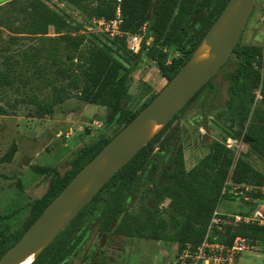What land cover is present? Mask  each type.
Here are the masks:
<instances>
[{
  "label": "trees",
  "instance_id": "obj_1",
  "mask_svg": "<svg viewBox=\"0 0 264 264\" xmlns=\"http://www.w3.org/2000/svg\"><path fill=\"white\" fill-rule=\"evenodd\" d=\"M66 1L92 19H113L120 6V28L125 33L138 32L148 23V32L154 35V42L147 55L169 82L191 57L229 0ZM193 18L199 21V27L186 37L184 29ZM0 25L19 33L10 37L11 43L29 35L41 41L39 45L24 50L22 59L6 55L7 68L0 69V95H5V87H10L17 94L18 102L35 104L40 117L53 113L55 107L67 99L78 97L85 103L110 106L107 126L119 125L113 135L100 136L85 147L73 167L61 178L52 180L49 190L37 201L23 227L15 232L2 233L1 258L78 171L160 91L151 95L139 108H127L125 100L132 83V69L125 61L130 62L132 56L142 54L128 50L125 35L109 38L107 44L97 43L78 32L68 15L53 10L44 0H8L0 4ZM51 26L55 36L49 35ZM118 40L124 53L120 56L114 54L113 48V42ZM177 51L181 54L172 55ZM234 56L235 67L226 74L230 96L228 105L217 115H212L215 121L221 122L220 127L228 131L227 135L207 142L208 152L187 169L183 143L177 150H172L166 160L161 152H151L168 124L115 174L31 264H69L70 256L81 249L85 235L92 231L95 217H102L100 231L107 235L115 226V234L177 244L176 253H179L187 244L196 247L204 240L223 199H245L248 196L264 201V173L249 161L252 154L264 161V45L240 42L231 58ZM20 64L22 67L17 70L16 66ZM135 64L136 61L133 62ZM209 83L215 87L213 79ZM257 91L262 96L261 100L257 98ZM5 112V108L0 106V113ZM206 128L209 130L208 124ZM175 136L170 134L168 141ZM245 136L253 140L245 152H238L226 142L228 138L244 140ZM234 188L238 194L234 193ZM128 197H136L134 204H138L137 210L131 211L125 205L126 212L119 217L125 200L128 204ZM166 199L169 202L163 206ZM221 217L231 222L222 223L221 229L215 228L212 236H216L219 242L232 245L237 236H244L264 247V225L235 224L231 214H221ZM93 256L95 258L89 264H95L96 255ZM87 258L84 257L85 262ZM97 264L117 263L101 257Z\"/></svg>",
  "mask_w": 264,
  "mask_h": 264
},
{
  "label": "rangeland",
  "instance_id": "obj_2",
  "mask_svg": "<svg viewBox=\"0 0 264 264\" xmlns=\"http://www.w3.org/2000/svg\"><path fill=\"white\" fill-rule=\"evenodd\" d=\"M7 1L0 0V4ZM44 1L53 10L68 15L73 26L78 28V32L86 34L88 38L101 45L107 44L110 39L117 36L104 32L106 31L104 27L95 24L94 19L88 14L66 0ZM19 23L18 21L17 24ZM198 27L199 21L193 18L183 33L188 37ZM18 34L0 25V69L7 68L4 61L6 55L10 54L14 58L22 59L24 50L41 43L31 35L11 43L10 37ZM49 35H56L53 26L49 28ZM240 42L246 45H264L263 0L257 4ZM113 44L115 55L124 54L119 47V40ZM149 49H144L139 57L132 56L130 62L125 61L132 69V83L125 100L127 108H139L145 100L160 91L168 82L157 64L147 55ZM179 54L180 51L172 53V55ZM135 61L136 64L133 65ZM235 61L234 56L213 78L215 87L207 83L206 88L196 99L169 123L170 125L155 141L151 150L153 154L161 152L165 160L168 158L175 147V138L168 141V136L173 133L176 138L182 140L186 148V160L190 166L208 152L207 142L227 135L228 131L220 127L221 122L215 121L212 115H217L228 105L230 96L226 74L234 69ZM16 67L20 70L22 64ZM5 89L7 93L0 95V106L6 110L5 113H0V236L5 231L15 232L23 227L37 201L49 190L52 180L64 176L73 167L85 147L94 143L100 136L113 135L119 128V125L107 126V118L111 112V107L108 105L85 103L78 97H72L56 106L53 113L40 117L35 104L20 103L13 89L10 87ZM257 98L258 100L262 98L259 91ZM206 124L209 125V130ZM226 140L227 144L238 152H245L249 148V144L244 140L236 141L232 138ZM251 160L254 166L264 173V161L254 155L251 156ZM133 192L134 188L131 193ZM128 200V204L125 200L119 217L126 212L125 205H128L131 211L137 210L138 204H134L136 197ZM219 207V212L223 214L249 215L254 210H261L264 213V201L249 197L223 199ZM9 214L13 215L7 217ZM101 218V216L94 218L92 231L85 235L81 249L76 250L69 258V264L81 263L84 256H88L85 264H89L97 252L96 256H99V259L106 257L117 261V264H176L175 244L169 245L163 241L115 234V226L107 235L100 231ZM103 235H106V239L101 253L99 249ZM238 264H264V247L243 253L239 257Z\"/></svg>",
  "mask_w": 264,
  "mask_h": 264
},
{
  "label": "water",
  "instance_id": "obj_3",
  "mask_svg": "<svg viewBox=\"0 0 264 264\" xmlns=\"http://www.w3.org/2000/svg\"><path fill=\"white\" fill-rule=\"evenodd\" d=\"M260 0H229L188 61L138 115L86 163L45 207L0 264L35 260L143 147L229 61ZM247 143L252 142L248 136ZM32 260V261H33Z\"/></svg>",
  "mask_w": 264,
  "mask_h": 264
},
{
  "label": "built area",
  "instance_id": "obj_4",
  "mask_svg": "<svg viewBox=\"0 0 264 264\" xmlns=\"http://www.w3.org/2000/svg\"><path fill=\"white\" fill-rule=\"evenodd\" d=\"M121 1V0H119ZM264 1V0H263ZM122 22L121 8L118 6L116 17L113 19H94V23L100 27H104L107 34L126 36L127 48L134 54H140L144 49H149L154 42V35L148 32V24H144L138 32L125 33L121 30ZM106 27V28H105ZM166 50V49H165ZM235 194H238L236 188L233 189ZM241 193V192H240ZM248 198V196H245ZM218 211L208 226V232L204 240L194 247L192 244H187L182 251L176 253V264H238L239 257L248 251L261 248L257 243H252L249 238L237 236L232 245L221 243L216 236H212L215 228L221 229L222 223H230L231 221L224 220ZM234 217L233 223H257L264 225V213L261 210H254L249 215L232 214ZM212 237V239H211Z\"/></svg>",
  "mask_w": 264,
  "mask_h": 264
},
{
  "label": "flooded vegetation",
  "instance_id": "obj_5",
  "mask_svg": "<svg viewBox=\"0 0 264 264\" xmlns=\"http://www.w3.org/2000/svg\"><path fill=\"white\" fill-rule=\"evenodd\" d=\"M216 19H217V18H216ZM174 138L176 139V140H174V141H176L175 144H174V145H175V147H174V151H175V150H177L179 144H180V143H183V142H182V140H181L180 138H179V139L176 138V136H175ZM174 138H173V139H174ZM201 138H202V137H201ZM163 205H164V203H163ZM113 233H114V232H113ZM117 234H120V233H117ZM103 237H104L103 240H102V244H103V245L101 244L100 249H99V251H101V253H102V251H103V250H102V247L104 246V242H105L104 239H106V238H105L106 235H103ZM96 254H98V252L95 253V255H96ZM70 257H72V256H70ZM84 257H85V256H84ZM96 257H97V256H96ZM98 257H99V256H98ZM97 263H98V262H97V259H96L95 264H97ZM79 264H85V261H84L83 258L81 259V263H79Z\"/></svg>",
  "mask_w": 264,
  "mask_h": 264
},
{
  "label": "crops",
  "instance_id": "obj_6",
  "mask_svg": "<svg viewBox=\"0 0 264 264\" xmlns=\"http://www.w3.org/2000/svg\"><path fill=\"white\" fill-rule=\"evenodd\" d=\"M213 118V117H212ZM184 146V145H183ZM184 154H185V163H186V167H187V169H190V168H192L196 163H198V161L202 158H199L194 164H192V165H190V166H188V161L186 160V148H185V146H184ZM252 155H254L256 158H258V156L257 155H255V154H252ZM251 155V156H252ZM251 156H250V158H249V161L254 165V163H253V161L251 160ZM264 188V187H263ZM168 202H169V199H166ZM168 202H165L164 201V205L166 206L167 204H168ZM163 205V206H164ZM219 206H220V204H219ZM218 206V209H217V211L219 212V209H220V207ZM220 213H222V212H220ZM158 241V240H157ZM173 245V244H172ZM176 246H177V244H175ZM176 249H177V247H176ZM114 262H117V261H115V260H113Z\"/></svg>",
  "mask_w": 264,
  "mask_h": 264
},
{
  "label": "bare ground",
  "instance_id": "obj_7",
  "mask_svg": "<svg viewBox=\"0 0 264 264\" xmlns=\"http://www.w3.org/2000/svg\"><path fill=\"white\" fill-rule=\"evenodd\" d=\"M32 257H30L29 259L25 260L24 262L20 263V264H31L32 263Z\"/></svg>",
  "mask_w": 264,
  "mask_h": 264
}]
</instances>
